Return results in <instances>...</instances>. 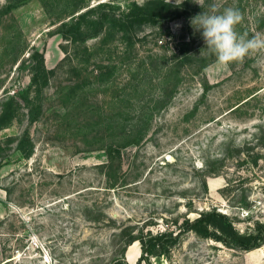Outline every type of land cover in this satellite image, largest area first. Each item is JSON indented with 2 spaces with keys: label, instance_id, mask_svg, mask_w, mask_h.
<instances>
[{
  "label": "rangeland",
  "instance_id": "rangeland-1",
  "mask_svg": "<svg viewBox=\"0 0 264 264\" xmlns=\"http://www.w3.org/2000/svg\"><path fill=\"white\" fill-rule=\"evenodd\" d=\"M145 1L0 0V264H149L137 237L185 215L216 207L242 232L264 221V50L221 65L191 25L232 7L237 33L264 37V0H183L181 16L84 42L59 32L79 5ZM35 51L53 70L41 87ZM150 261L264 264V242L189 232Z\"/></svg>",
  "mask_w": 264,
  "mask_h": 264
},
{
  "label": "trees",
  "instance_id": "trees-1",
  "mask_svg": "<svg viewBox=\"0 0 264 264\" xmlns=\"http://www.w3.org/2000/svg\"><path fill=\"white\" fill-rule=\"evenodd\" d=\"M77 8H79L78 13L73 14L68 21L62 22L59 30L65 39L72 42H84L90 37L97 36L106 26L127 33L136 26L146 23L156 24L160 21L165 22L173 16L178 17L186 12L183 9L185 4L166 3L165 0H147L142 4L134 2L119 14L112 11L111 4L106 2H99L83 11L81 5ZM36 55H38L39 65L35 67L31 79L34 84L41 87L47 83L49 74L53 70H48L45 67L43 55L37 51L32 54V59ZM36 106L30 110L31 120H35L40 116L41 103ZM3 111L6 112V109ZM9 116L10 114L6 112V115L3 114L1 119ZM5 123H1L0 127H5ZM28 134L26 131L20 140L22 148L29 140ZM109 151L112 152V147H109ZM256 161L257 159H255ZM174 222L176 230L167 227L156 233L147 232L137 237L142 251L139 261L144 260V262L151 264V257L168 255L171 247L178 244L182 236L189 232H194L200 238L213 239L227 247L243 251L260 247L264 242V221L256 220L250 230L242 232L236 228L230 215L218 210L216 207L201 210L195 218L185 215L182 220L178 218ZM112 264L130 263L120 257Z\"/></svg>",
  "mask_w": 264,
  "mask_h": 264
},
{
  "label": "clouds",
  "instance_id": "clouds-1",
  "mask_svg": "<svg viewBox=\"0 0 264 264\" xmlns=\"http://www.w3.org/2000/svg\"><path fill=\"white\" fill-rule=\"evenodd\" d=\"M171 3L172 0H165ZM183 3V0H180ZM202 7L203 0H194ZM242 14L238 9L228 7L217 14L215 6L212 12H202L191 19V25L201 31L205 48L216 56L217 62L227 66L234 61L243 60L253 52L264 50V37L254 35L248 38L247 33H237L236 25L242 21Z\"/></svg>",
  "mask_w": 264,
  "mask_h": 264
},
{
  "label": "bare ground",
  "instance_id": "bare-ground-1",
  "mask_svg": "<svg viewBox=\"0 0 264 264\" xmlns=\"http://www.w3.org/2000/svg\"><path fill=\"white\" fill-rule=\"evenodd\" d=\"M138 247H139V244H138V241L136 240V241H134V243H131L130 245H129V248H128V250L129 249H138ZM129 258V257H128Z\"/></svg>",
  "mask_w": 264,
  "mask_h": 264
},
{
  "label": "water",
  "instance_id": "water-1",
  "mask_svg": "<svg viewBox=\"0 0 264 264\" xmlns=\"http://www.w3.org/2000/svg\"><path fill=\"white\" fill-rule=\"evenodd\" d=\"M131 264V263H130Z\"/></svg>",
  "mask_w": 264,
  "mask_h": 264
}]
</instances>
